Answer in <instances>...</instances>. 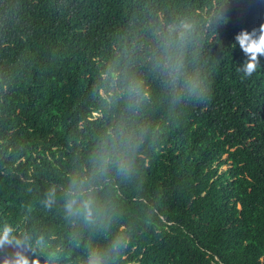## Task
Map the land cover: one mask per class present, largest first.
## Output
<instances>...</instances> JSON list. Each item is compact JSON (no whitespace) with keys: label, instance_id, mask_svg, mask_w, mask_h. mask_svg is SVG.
Masks as SVG:
<instances>
[{"label":"trees","instance_id":"obj_1","mask_svg":"<svg viewBox=\"0 0 264 264\" xmlns=\"http://www.w3.org/2000/svg\"><path fill=\"white\" fill-rule=\"evenodd\" d=\"M127 3L0 0V17L5 4L12 15L23 5L0 38V64L23 57L30 66L0 117V220L20 223L33 205L45 227L54 225L35 202L83 149L82 101ZM226 14L229 22L209 46L221 59L212 101L190 108L159 156L145 163V189L162 192L165 203L123 264H264V70L239 79L235 67L246 57L234 39L264 24V0H230ZM18 144L22 158L12 152Z\"/></svg>","mask_w":264,"mask_h":264},{"label":"clouds","instance_id":"obj_2","mask_svg":"<svg viewBox=\"0 0 264 264\" xmlns=\"http://www.w3.org/2000/svg\"><path fill=\"white\" fill-rule=\"evenodd\" d=\"M229 4L128 0L82 101L83 149L35 202L55 223L45 227L33 205L25 206L20 223L0 220L2 264H123L139 236L156 226L165 203L162 192L146 191L145 163L159 156L190 108L212 101L221 59L209 46L229 22ZM22 8L12 15L5 4L0 38L18 22ZM234 39L246 57L235 72L242 82L250 81L264 70L259 59L264 24L241 30ZM29 70L23 57L0 64V117ZM22 151L13 146L14 156Z\"/></svg>","mask_w":264,"mask_h":264},{"label":"rangeland","instance_id":"obj_3","mask_svg":"<svg viewBox=\"0 0 264 264\" xmlns=\"http://www.w3.org/2000/svg\"><path fill=\"white\" fill-rule=\"evenodd\" d=\"M222 169L224 170L225 168L223 167ZM131 264H136V263H131Z\"/></svg>","mask_w":264,"mask_h":264}]
</instances>
